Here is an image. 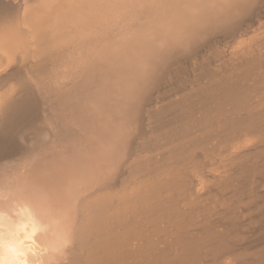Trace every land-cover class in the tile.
<instances>
[{
	"label": "bare ground",
	"instance_id": "1",
	"mask_svg": "<svg viewBox=\"0 0 264 264\" xmlns=\"http://www.w3.org/2000/svg\"><path fill=\"white\" fill-rule=\"evenodd\" d=\"M0 264H264V0H0Z\"/></svg>",
	"mask_w": 264,
	"mask_h": 264
},
{
	"label": "rangeland",
	"instance_id": "2",
	"mask_svg": "<svg viewBox=\"0 0 264 264\" xmlns=\"http://www.w3.org/2000/svg\"><path fill=\"white\" fill-rule=\"evenodd\" d=\"M99 44V42H97V45ZM100 45V44H99ZM100 47V46H99Z\"/></svg>",
	"mask_w": 264,
	"mask_h": 264
}]
</instances>
